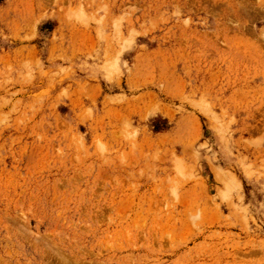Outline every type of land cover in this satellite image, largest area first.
Returning <instances> with one entry per match:
<instances>
[{
  "label": "rangeland",
  "instance_id": "obj_1",
  "mask_svg": "<svg viewBox=\"0 0 264 264\" xmlns=\"http://www.w3.org/2000/svg\"><path fill=\"white\" fill-rule=\"evenodd\" d=\"M0 264H264V0H0Z\"/></svg>",
  "mask_w": 264,
  "mask_h": 264
}]
</instances>
